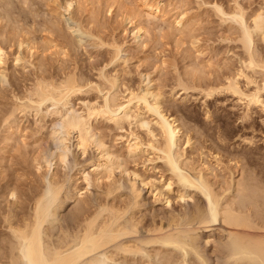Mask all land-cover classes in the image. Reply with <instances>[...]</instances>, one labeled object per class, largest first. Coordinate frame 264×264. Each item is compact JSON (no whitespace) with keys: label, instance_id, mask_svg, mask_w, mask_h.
Returning <instances> with one entry per match:
<instances>
[{"label":"rangeland","instance_id":"obj_1","mask_svg":"<svg viewBox=\"0 0 264 264\" xmlns=\"http://www.w3.org/2000/svg\"><path fill=\"white\" fill-rule=\"evenodd\" d=\"M160 1L167 14L165 20L148 17L143 0H0V45L7 52L6 65L3 72L0 70V247L4 245V251L10 239L16 242L5 222L7 214L12 212L15 220L18 216L24 217L23 214L30 215L36 197L50 195L48 190L53 179L65 184L46 223L54 241L61 233L60 227L74 228L71 232L78 229L80 206L82 214L84 211L86 214L107 200L117 207L118 204L126 206L130 201L129 184L133 175L116 169L119 189L110 195L106 179L85 189L80 170H93V163L99 157L96 147H90L84 155L72 146L66 161L60 162L54 157L58 140L51 133L52 117L45 116L39 121L32 112L15 110L25 102L21 97L38 78L56 82L66 76L74 78L82 86L72 97L76 108L88 99L102 101L109 84L101 77V71L108 77L118 76L120 96L126 95L128 88L158 90L163 108L191 136L192 144L184 142L182 136L174 147V155L183 152V158L189 163L183 167L178 162V173L192 176L194 171L190 166L209 162L212 170L208 176L223 200L238 197L234 186L228 187L232 178H240L243 170H247L244 174L252 170L246 177L247 174L254 176L257 166L264 161L260 110L255 109L251 128L242 123V107L237 105L235 95L222 91L208 97L203 91L209 85L224 82L227 75L236 71L240 57L245 54L238 39L242 29L240 21L231 17L232 14L218 13L216 5L231 13L238 2L249 22V15L261 7L264 9V0ZM181 14L186 15L185 26L176 24ZM130 15L134 22L129 19ZM138 24L144 26V33L135 40L132 30ZM98 36L104 44L97 46ZM111 44H120L119 58L114 57ZM252 47L264 60V42L259 36L254 37ZM18 55L21 60L16 59ZM97 86L103 90L98 91ZM13 110L15 113L7 119ZM144 115L146 121L154 123V115L146 111ZM111 122L104 118L94 121L100 137L122 154L128 171H137L154 184H142L140 177L134 180L142 191L141 198L127 216L139 223L138 231L120 236L119 241L106 249L112 251L117 244L125 242L142 246V252H120L116 259H103L100 264H234V259L227 254L232 237L239 236L240 232L220 218L214 223L200 222L196 215L199 210H206L209 203L201 189L186 186L183 191L187 195L181 197L177 181L170 187L165 182L171 171L163 160H148L146 153L128 157L120 135L129 125L126 123L121 129ZM136 130L148 138L143 128ZM251 135L256 139L253 145L243 139ZM79 189L83 194L78 195ZM174 219H178L177 226L168 224ZM160 227L163 230L159 231ZM173 233L182 236L177 245L166 243L165 235ZM148 240L151 241L145 242ZM248 255L238 263L263 264L257 256L256 260Z\"/></svg>","mask_w":264,"mask_h":264},{"label":"bare ground","instance_id":"obj_2","mask_svg":"<svg viewBox=\"0 0 264 264\" xmlns=\"http://www.w3.org/2000/svg\"><path fill=\"white\" fill-rule=\"evenodd\" d=\"M143 2L148 17L150 15V17L165 20L167 14L162 8L163 2L160 0H143ZM216 6L218 13L232 14L230 15L231 17L240 21L242 29L238 39L244 47L245 54L244 57H240V64L236 71L233 74L227 75L224 82L216 86L209 85L207 88H204V95L209 97L215 92H231L232 95L236 96L237 105L242 107V115H240L242 123L244 122L246 126L251 127L253 114L255 109H257V111L260 110V113H262L259 114L262 115L259 117L264 126V60L259 55L260 53H255L257 51L252 47L256 35L264 42V9L261 7L249 15L250 21L248 22L245 15L246 12L238 2L231 13L224 11L223 7L220 8L221 6ZM184 15L181 14V17H178L179 19H177L176 24L184 25ZM131 18L132 16L130 15L129 19ZM132 32L136 40V38L143 35L144 26L138 24L134 26ZM95 44L98 46L99 44H104V42L98 36ZM111 45L115 49L114 57L116 56L115 58H117L121 46L120 44ZM6 54L4 46L0 45L1 72H3L6 65ZM16 59L21 60L22 58L18 55ZM100 75L109 84L106 92L102 95L101 102L88 99L82 102V107L76 108L72 103V97L82 90V86L76 83L77 81L74 78L66 76L56 82L41 77L26 89V92L21 97L25 99V102L20 103L15 107V110L19 108L21 111L32 112L39 121H42L45 116L52 117L51 133L58 140L54 157L60 162L66 161L72 146L78 148L84 155L90 147H96L99 157L93 163V170L86 172L82 167L80 170V175L85 183V189L94 184L99 185L103 179H106L109 181V186H107L109 187L107 188L109 191L107 190V192L110 195L119 189V185L116 184V169L119 168L121 172L133 175L134 179L129 184L130 201L128 199L129 202L127 201L128 204L126 206L120 207V204H118L119 207H117L113 205L115 203H108L107 200L106 204L101 203L103 205L96 210L94 209L95 211L92 210V213H88L90 210H87L86 214L85 211L82 214L80 206L81 210L77 212V214L80 213V215L78 214L80 218L77 220L79 223H76L78 229L71 232L74 228L69 230L70 228L67 227L65 230V227H60L61 233L58 235V238H56L57 236L55 237L57 241H54V237L51 235L52 232L48 231L46 223L49 222L52 206L60 198L65 184L64 181L59 182L53 179L48 190L50 195L48 197L38 195L34 200L33 212L30 215L23 214L25 215L24 217L21 215V219L18 216V220H15L11 215L12 212L8 211L10 214H7L8 216L5 217V222H7L6 224L16 242L10 239L6 251H4V245L0 247V264H100L103 259H116L115 256H118L120 252H142V246H132L130 243L126 244L125 242L117 244L115 252V249H111L112 251L106 250L110 244L116 242V240L119 241L120 239L118 238L120 236L138 231V222L136 223L132 217L128 219L130 211L140 203L139 197L140 192H142L134 180L140 177V180L143 182L142 184L147 182L154 184V181H146L147 178H142L137 171H128L126 164L122 160V154L113 150L110 145H107L97 132L94 121L99 118L112 121L121 129L127 123L129 129L124 130V133L120 135L125 145V154L128 157H136L139 154L146 153L149 156L147 159L151 161L161 158L164 166L171 171V174L165 180L167 186L170 187L177 181L179 186H181V189L179 188V195L181 197L187 195L186 191H183L186 186H195L201 189L207 196L209 203L206 210H199L198 216L196 215L200 222L214 223L220 218L223 223L225 222L240 232V235L238 233L239 236H235L237 233L235 235H233L234 232L232 233L235 237H232L227 254L228 258L234 259V264H239L238 261L248 254L250 258L257 256L259 260H262L261 263L264 264V161L259 164L260 166H257L258 169L254 172V176L251 174L248 177L247 174L246 177L245 174L251 173L252 170L244 174V171L247 170H243L242 168L241 177L237 180L232 178V182L229 181L228 183L229 188L234 186L238 197H229L223 200L219 192L215 190L208 176L212 170V165L208 164L209 162L205 161V163L199 166H190L194 171V175L192 176L178 173V162L183 167L188 166L189 163L186 158H183V152L178 151L174 155V147L182 136L185 138L184 142L190 144L191 136L187 132L188 130L182 131L183 126L178 122V119L163 108L161 93L158 90L150 91L149 87H138L139 89L126 88L128 90L127 94L120 96L117 92L119 85L118 76L114 74V76L108 77L103 71L100 72ZM97 88L99 87L97 86ZM102 90L99 88L98 91ZM15 110L11 111L6 118L9 119L13 116ZM145 111L154 115V123L150 124L151 120H145ZM139 128L144 129L148 136L147 139L136 130ZM262 136L261 142L264 143V134ZM243 139L246 143L252 145L255 143L254 140H256L252 135ZM261 155V159L264 160V154ZM261 155L259 156L261 157ZM43 159L44 162H48L45 157ZM40 165L39 168H42V164ZM11 193L12 195L15 194L14 191ZM77 193L78 195L83 194V192H80V189ZM57 207H55V211ZM178 223V219H174L172 223L168 224L177 226ZM161 230L163 229L160 227L159 231ZM189 234L187 233L189 237H192ZM165 237L166 243H175L176 245L182 239L179 233L165 235ZM155 239L158 240L157 238ZM155 239L153 240L156 241ZM150 241L145 242L148 243ZM191 243H194L193 239H191ZM254 259L257 260V258Z\"/></svg>","mask_w":264,"mask_h":264}]
</instances>
